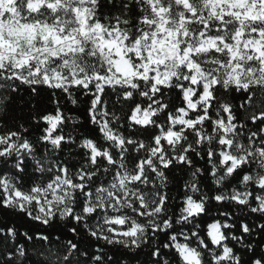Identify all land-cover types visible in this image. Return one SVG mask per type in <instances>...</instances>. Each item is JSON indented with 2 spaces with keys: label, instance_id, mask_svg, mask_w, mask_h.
<instances>
[{
  "label": "snow or ice",
  "instance_id": "obj_1",
  "mask_svg": "<svg viewBox=\"0 0 264 264\" xmlns=\"http://www.w3.org/2000/svg\"><path fill=\"white\" fill-rule=\"evenodd\" d=\"M0 264H264V0H0Z\"/></svg>",
  "mask_w": 264,
  "mask_h": 264
}]
</instances>
